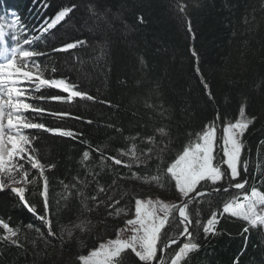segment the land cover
<instances>
[{
	"label": "trees",
	"instance_id": "trees-1",
	"mask_svg": "<svg viewBox=\"0 0 264 264\" xmlns=\"http://www.w3.org/2000/svg\"><path fill=\"white\" fill-rule=\"evenodd\" d=\"M73 2L78 8L51 34L37 42L36 47L49 53L40 57V62L49 70L46 75H53L50 69L58 66L56 76L67 75L98 100L111 101L114 107L81 100L71 104L37 102L94 123L88 125L73 119L58 121L47 115L34 118L49 126L82 131L83 139L93 147L100 146L105 153L115 155L117 148H127L133 143L125 137L151 134L160 125L161 106L168 111L173 124L177 120L182 126L187 123V130L195 133L203 123L213 120L217 112L234 121L240 104L244 103L246 115L257 117L244 137L247 141L244 154L248 151L250 165L247 175L257 172L258 162H264L257 151V145L264 140V0H0V16L14 18L10 16L14 13L28 29H36L45 18ZM181 8L185 11L181 12ZM141 16L143 23L139 21ZM188 21L194 38L187 32ZM75 39L86 40L87 44L68 52H51L53 47ZM191 49H195L197 57L192 56ZM140 58H143V66ZM197 67L214 94L212 101H208L202 91ZM44 94L62 93L51 89L44 90ZM109 122L121 131L106 127ZM164 122L167 123V119ZM38 135L37 144L44 160L58 164L51 185L57 237L46 242L39 239L34 230L22 227L24 249L0 244V264H79L77 257L98 245L97 237L105 232L103 224L116 225L125 217L121 214L119 219L107 218L106 206L89 212L82 206L83 197L70 200V207H62L57 213L56 201L63 191L59 180L72 182L77 173L84 178L79 162L87 145L47 133ZM135 143L138 151L144 148L140 141ZM184 143H187L184 137L179 142L174 140L172 154ZM89 167L100 171L99 155L93 154ZM139 170L142 174L145 172L143 167ZM120 171L127 172V169ZM152 171L154 173L155 163ZM115 178L107 169L98 177L105 187L112 185ZM255 183L264 191L259 181ZM94 187V184L89 185L85 194L92 193ZM115 187L117 190L110 192L114 199H120L125 192L142 194V198L151 194L156 198L161 191L154 184L131 180H119ZM240 194V190H232L216 200L220 202ZM165 196L167 200H175L171 192ZM26 198L37 205L38 211L42 210L38 191L30 190ZM100 199H105L103 194ZM88 203L94 202L89 200ZM125 204L128 200L119 207ZM0 214L10 215L13 226L29 222L41 226L26 209L17 207L2 194ZM208 214L205 206L201 219L206 220ZM78 220L90 221L88 230L74 229L71 238L67 232L62 233V228ZM244 226L246 222L227 218L221 219L215 235L205 238L201 230L198 240L201 247L191 254L190 264H234L236 261L264 264L263 227L244 233ZM107 231L109 235H104L103 239L114 236L111 228Z\"/></svg>",
	"mask_w": 264,
	"mask_h": 264
},
{
	"label": "snow or ice",
	"instance_id": "snow-or-ice-1",
	"mask_svg": "<svg viewBox=\"0 0 264 264\" xmlns=\"http://www.w3.org/2000/svg\"><path fill=\"white\" fill-rule=\"evenodd\" d=\"M77 8L74 2L60 8L36 29H28L14 13L10 22L5 16H0V194L8 197L17 207L26 209L41 225L37 227L29 222L23 226H13L10 215L5 217L0 214V244L24 249L22 227L34 230L37 237L46 242L57 237L53 224L51 185L58 164L44 160L37 144L40 140L38 133L87 145L79 162L84 178L81 179V174L77 173L72 177V182L59 180L63 191L56 201L57 213L62 207H70V200L83 197L82 206L89 212L106 206L107 218L119 219L121 214L125 217L116 225L103 224L105 232L97 237L98 245L87 255L78 256L79 264H190L191 254L201 247L198 242L201 230L205 238L215 235L221 219L236 218L246 222L244 233L264 227V191L255 183L259 181L260 186H264V162H258L257 172L249 176V161L244 158V137L250 126H254L257 117L249 118L246 115L244 103L240 104L238 117L234 121L227 120L217 112L213 120L203 123L200 131L195 133L187 130V123L182 126L177 120L173 124L168 111L161 106L158 113L160 125L151 134L142 136L137 133L134 137H125L133 143L127 148H117L115 155L105 153L100 146L93 147L83 139L82 131L49 126L43 120L34 118L47 115L58 121L73 119L88 125L94 123L71 112L43 107L37 102L71 104L81 100L114 107L111 101L98 100L67 75L56 76L58 66L50 69L53 75H46L49 70L40 62L39 58L49 53L36 47L37 42L51 34ZM180 10L185 11L184 8ZM139 21L144 22L142 16ZM187 32L194 38L190 21ZM86 44V40L75 39L62 43L60 47H53L51 52H68ZM191 53L193 57L198 56L195 49H191ZM139 62L144 65L143 58ZM196 75L201 77L199 83L203 86L204 95L208 101H212L214 94L199 67L196 68ZM51 89L62 94H44V90ZM106 127L121 131L112 122L107 123ZM181 137L187 143L176 149L173 155V142H179ZM135 141H140L144 148L138 151ZM257 151L264 160V140L257 145ZM93 154L99 155L100 171L89 167ZM109 161L111 163L107 164ZM134 167L137 170H133ZM141 167L145 169L143 174L139 170ZM106 169L116 177L107 187L98 179ZM120 169H127V172ZM119 180L154 184L161 191L155 199L151 194L142 198V194L130 195L127 192L120 199H114L110 192L117 190L115 186ZM92 184L95 185L93 192L86 195L85 189ZM30 190L34 193L38 191L41 211L26 198ZM232 190H240L241 194L217 202V197ZM168 192H171L175 202L167 201L165 194ZM101 194L105 199H100ZM89 200L94 203L89 204ZM125 200H128V204L119 207ZM205 206L209 214L206 220H202ZM90 223L78 220L61 231L67 232L71 238L74 229L86 231ZM109 228L114 238L105 240L103 236L109 235ZM123 233H128L126 238H122ZM181 238L184 242H181ZM234 264H238V261Z\"/></svg>",
	"mask_w": 264,
	"mask_h": 264
},
{
	"label": "rangeland",
	"instance_id": "rangeland-1",
	"mask_svg": "<svg viewBox=\"0 0 264 264\" xmlns=\"http://www.w3.org/2000/svg\"><path fill=\"white\" fill-rule=\"evenodd\" d=\"M10 16L12 17V15H10ZM11 19H13V18H8V21L10 22ZM244 142H245V145H246L247 141L244 140ZM247 157H248V151H246V154H244V158L247 159ZM145 198H147V197H145ZM152 198L155 199V197H152ZM167 201H168V202H175V200H167ZM263 230H264V227H263ZM127 235H128V233H123V234H122V238H126ZM111 238H114V236L111 237ZM107 239H109V238H107ZM105 240H106V239H105ZM181 242H184V241H181ZM90 250H91V249H90ZM90 250H89V251H90ZM89 251H88V252H89ZM87 254H88V253H87ZM87 254H86V255H87Z\"/></svg>",
	"mask_w": 264,
	"mask_h": 264
},
{
	"label": "water",
	"instance_id": "water-1",
	"mask_svg": "<svg viewBox=\"0 0 264 264\" xmlns=\"http://www.w3.org/2000/svg\"><path fill=\"white\" fill-rule=\"evenodd\" d=\"M181 241H183V238H181Z\"/></svg>",
	"mask_w": 264,
	"mask_h": 264
}]
</instances>
